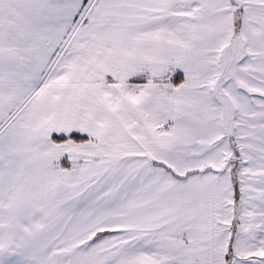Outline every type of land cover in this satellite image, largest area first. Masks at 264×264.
Here are the masks:
<instances>
[{"label":"snow or ice","instance_id":"1","mask_svg":"<svg viewBox=\"0 0 264 264\" xmlns=\"http://www.w3.org/2000/svg\"><path fill=\"white\" fill-rule=\"evenodd\" d=\"M0 264H264V0H0Z\"/></svg>","mask_w":264,"mask_h":264}]
</instances>
